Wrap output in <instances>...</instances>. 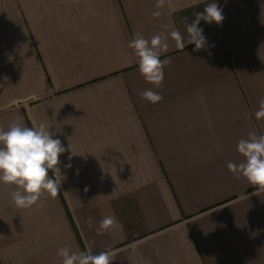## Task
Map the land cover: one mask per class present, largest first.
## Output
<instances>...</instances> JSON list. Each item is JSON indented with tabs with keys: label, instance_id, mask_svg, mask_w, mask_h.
<instances>
[{
	"label": "crops",
	"instance_id": "obj_1",
	"mask_svg": "<svg viewBox=\"0 0 264 264\" xmlns=\"http://www.w3.org/2000/svg\"><path fill=\"white\" fill-rule=\"evenodd\" d=\"M211 2L166 0L153 18L156 0H0V127L44 124L78 154L60 156L66 179L42 209L16 208L0 183V264H60L63 246L113 264H264V190L227 168L264 134V0H214L225 19L200 22L199 51L169 39L159 88L128 47L165 24L187 37ZM105 216L123 229L98 235Z\"/></svg>",
	"mask_w": 264,
	"mask_h": 264
},
{
	"label": "clouds",
	"instance_id": "obj_2",
	"mask_svg": "<svg viewBox=\"0 0 264 264\" xmlns=\"http://www.w3.org/2000/svg\"><path fill=\"white\" fill-rule=\"evenodd\" d=\"M165 6L166 0H156L157 10L153 11V18H159L162 15L160 10ZM224 19L222 8L213 0L202 12L195 14L191 23H186L187 37L175 28L168 31L167 24L162 25L163 30L150 39L137 33L128 47L137 58L140 74L147 82L159 88L164 81V69L171 64L170 59H161L169 50V39L175 42L178 50H184L187 44H194V50L199 51L205 48L207 43L203 29L199 27L200 22L203 20L208 24L215 22L220 25ZM80 39L87 42L90 37L81 34ZM140 95L152 104L163 99L161 94L152 90H145ZM254 115L256 120H264V98L259 101V108ZM54 135L46 125L29 127L20 117L12 120L6 129L0 127V183L15 187L10 197L16 208L42 209V197L54 199L59 195L61 185L66 179L58 166L59 158L69 150V161L78 154L70 145L66 149L60 139L53 138ZM237 151L243 160L239 163L229 162L228 170L236 179L243 177L248 184L264 190V134L257 135L256 132L250 131L247 138L238 141ZM65 167L71 168V163ZM87 223L90 228L93 226L91 218ZM111 229L122 230L123 225L114 216H105L99 221L97 234L101 235ZM57 256L60 264H113L115 259V253L111 250L94 253L91 250L73 251L69 246L58 248ZM143 264H151V260H144Z\"/></svg>",
	"mask_w": 264,
	"mask_h": 264
}]
</instances>
